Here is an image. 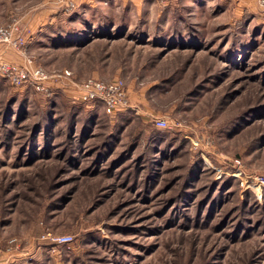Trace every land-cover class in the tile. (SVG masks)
<instances>
[{
    "label": "rangeland",
    "instance_id": "374dc122",
    "mask_svg": "<svg viewBox=\"0 0 264 264\" xmlns=\"http://www.w3.org/2000/svg\"><path fill=\"white\" fill-rule=\"evenodd\" d=\"M59 1L0 0V59L59 78H0V264H264V4Z\"/></svg>",
    "mask_w": 264,
    "mask_h": 264
},
{
    "label": "built area",
    "instance_id": "2783aa9c",
    "mask_svg": "<svg viewBox=\"0 0 264 264\" xmlns=\"http://www.w3.org/2000/svg\"><path fill=\"white\" fill-rule=\"evenodd\" d=\"M259 1L261 4H264V0ZM59 4H65L66 10L71 11L77 7L78 0H60ZM14 29L15 27L0 28V42L12 43L10 39ZM53 77L54 76L48 75L41 68L30 69V67L25 65L24 67H19L0 59V78L7 79L8 81L10 80L14 85H23L26 83H33V85H57L59 78L53 79ZM81 85H83L82 89L85 92V94L82 93V98L97 101L96 103H98V105L103 104L105 112L107 113L115 112L119 110L121 106L126 107V105H129L126 100V84L120 79L114 80L108 84L89 79L83 81ZM40 88L44 89L42 87ZM45 90L47 89L45 88ZM129 108L132 107L129 106ZM154 121L159 128L171 127L169 120L164 117H154ZM256 180H258L259 183L261 182V185L264 186V177H257ZM71 240V237L63 236L60 242L68 243Z\"/></svg>",
    "mask_w": 264,
    "mask_h": 264
},
{
    "label": "crops",
    "instance_id": "0c3cea01",
    "mask_svg": "<svg viewBox=\"0 0 264 264\" xmlns=\"http://www.w3.org/2000/svg\"><path fill=\"white\" fill-rule=\"evenodd\" d=\"M80 2H81L82 10L85 12V11H88L87 10L88 8L92 7L93 0H82ZM35 37H36V35L34 36V38Z\"/></svg>",
    "mask_w": 264,
    "mask_h": 264
},
{
    "label": "trees",
    "instance_id": "16d2710c",
    "mask_svg": "<svg viewBox=\"0 0 264 264\" xmlns=\"http://www.w3.org/2000/svg\"><path fill=\"white\" fill-rule=\"evenodd\" d=\"M95 30H97V31H98V30H102V29L96 28ZM101 35H102V34H101ZM101 35H98V36H101Z\"/></svg>",
    "mask_w": 264,
    "mask_h": 264
}]
</instances>
